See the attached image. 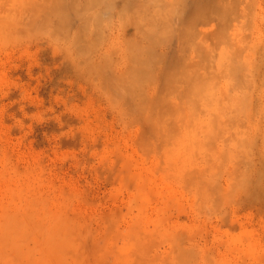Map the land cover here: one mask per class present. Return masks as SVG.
I'll return each mask as SVG.
<instances>
[{
    "label": "rangeland",
    "instance_id": "1",
    "mask_svg": "<svg viewBox=\"0 0 264 264\" xmlns=\"http://www.w3.org/2000/svg\"><path fill=\"white\" fill-rule=\"evenodd\" d=\"M56 1L0 0L24 264H264V0ZM56 219L67 254L43 250Z\"/></svg>",
    "mask_w": 264,
    "mask_h": 264
},
{
    "label": "bare ground",
    "instance_id": "2",
    "mask_svg": "<svg viewBox=\"0 0 264 264\" xmlns=\"http://www.w3.org/2000/svg\"><path fill=\"white\" fill-rule=\"evenodd\" d=\"M55 2H57L56 0H54ZM70 1V0H69ZM75 1V0H74ZM92 0H89L88 3V6H92V5H96V4H92L91 3ZM109 1V0H108ZM194 1H197L199 2L198 0H193L191 1L194 2ZM204 1V5H202L201 7H199V9H196L197 11L198 10H203V9H208L209 7L207 6L209 3H207V5L205 4L206 0H200V2ZM211 1V0H210ZM238 1V0H237ZM60 2V1H59ZM78 2V1H77ZM76 2V3H77ZM82 2V1H81ZM87 2V1H86ZM197 2H194L195 4H197ZM209 2V0H208ZM62 3V2H61ZM60 3V4H61ZM68 3V2H67ZM91 3V4H90ZM99 3V2H98ZM177 3V2H176ZM56 4V3H55ZM59 4V3H58ZM63 4V3H62ZM69 4V3H68ZM73 4V1L71 3V6ZM187 4V3H186ZM193 4V3H192ZM77 5V4H75ZM100 5V4H99ZM178 5V3H177ZM199 5V4H198ZM59 6V5H58ZM62 6V5H61ZM70 6V4L68 5ZM98 6V4H97ZM179 6V5H178ZM192 6V9H194L195 7H197V5L195 6L194 4L191 5ZM191 6L189 8H191ZM195 6V7H194ZM205 6V7H204ZM207 6V8H206ZM56 7V6H54ZM63 7V6H62ZM61 7V10L63 11L64 9H62ZM194 7V8H193ZM69 8V7H68ZM72 8V7H70ZM87 8V7H86ZM91 8V7H90ZM110 8V7H109ZM201 8V9H200ZM54 9H57V8H54ZM67 9V8H66ZM65 9V10H66ZM73 9V8H72ZM89 9V7H88ZM186 9V8H185ZM191 9V13L194 11H192ZM100 10V9H99ZM195 10V9H194ZM86 11V10H85ZM178 11V10H176ZM200 11V16L201 18L204 19V14L203 12ZM204 11V10H203ZM89 12V11H88ZM99 12V11H98ZM98 12L95 14L97 15ZM207 12V11H205ZM193 13L190 14V16L192 15L193 16ZM180 14V13H179ZM178 14V15H179ZM197 14V13H195ZM208 14V13H207ZM78 15V14H77ZM175 15V13H174ZM183 15V14H182ZM100 16V15H99ZM103 16V15H101ZM208 16V15H207ZM202 20L200 17V19L196 20V21H203L202 23L204 24L205 22L207 23L206 19H209L210 17H207ZM175 17V16H174ZM195 17V16H194ZM197 17V15H196ZM50 18V17H49ZM102 18V17H101ZM187 18V17H186ZM191 18V17H190ZM198 18V17H197ZM98 19V18H97ZM100 19V17H99ZM188 19V18H187ZM196 19V18H195ZM101 20V19H100ZM186 20V19H185ZM190 20V19H189ZM188 20V21H189ZM192 20V19H191ZM190 20V21H191ZM196 21H192L193 23L196 24ZM205 21V22H204ZM98 22V21H97ZM172 23V22H171ZM199 23V22H198ZM205 23V24H206ZM87 24V23H86ZM200 24V23H199ZM194 25V24H193ZM195 26V25H194ZM195 28V27H193ZM194 30V29H193ZM204 34V33H203ZM176 35H178L176 33ZM173 36V35H172ZM171 36V38H172ZM175 36V35H174ZM178 38V37H177ZM181 49V48H180ZM20 204V203H19ZM38 205V204H37ZM27 208V207H26ZM14 209V207H13ZM25 209V208H24ZM26 210V209H25ZM16 212V211H15ZM7 214V213H6ZM1 216V215H0ZM30 215H28L27 213H10V214H7V215H3V217L0 219V264H24V262L26 260H30L32 255H33V251L31 248H28L27 246V239L29 237V231L30 230V227L29 224H30ZM52 222V221H51ZM31 225V224H30ZM44 226V225H43ZM36 230V229H35ZM34 230V231H35ZM50 230V229H49ZM72 231H70L71 233ZM32 233V232H31ZM69 233V232H68ZM70 234H67V225L60 219H56L55 220V223L52 227V230H51V239H50V242L49 244L47 245L48 248H43L44 246H39L36 244V248L39 247V250H50L51 249V252L53 250H56L58 253L63 249L64 251V254L67 252H70L69 250L71 249V247H69L70 249L65 250V245L67 243V240H66V236L67 238H69ZM32 237H34L32 235ZM41 243V242H40ZM62 251V252H63ZM67 251V252H65ZM50 252V251H49ZM35 254V253H34ZM63 254V255H64ZM43 255V253H42ZM42 257V256H41ZM40 257V258H41ZM48 258V259H47ZM47 258H43V259H39L37 261H35L34 263H30V264H47L50 263L51 261V255L49 254V257L47 256ZM76 259V258H75ZM53 260V259H52ZM50 261V262H49ZM30 262V261H29ZM26 263H28V261H26ZM53 264V263H52Z\"/></svg>",
    "mask_w": 264,
    "mask_h": 264
}]
</instances>
